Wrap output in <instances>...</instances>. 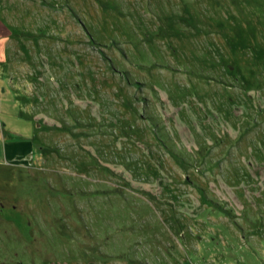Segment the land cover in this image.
Instances as JSON below:
<instances>
[{
	"label": "rangeland",
	"instance_id": "1",
	"mask_svg": "<svg viewBox=\"0 0 264 264\" xmlns=\"http://www.w3.org/2000/svg\"><path fill=\"white\" fill-rule=\"evenodd\" d=\"M0 158V264H264V0H0Z\"/></svg>",
	"mask_w": 264,
	"mask_h": 264
},
{
	"label": "crops",
	"instance_id": "2",
	"mask_svg": "<svg viewBox=\"0 0 264 264\" xmlns=\"http://www.w3.org/2000/svg\"><path fill=\"white\" fill-rule=\"evenodd\" d=\"M18 148V145H16V144H13L12 146H11V149L12 150H16ZM6 157L8 158L9 156H8V149H7V147H6ZM10 158V157H9ZM14 161V163H12V162H7V161H5V159L4 158H0V162L1 163H6V164H9V165H20V164H18L16 161L17 160H13Z\"/></svg>",
	"mask_w": 264,
	"mask_h": 264
}]
</instances>
